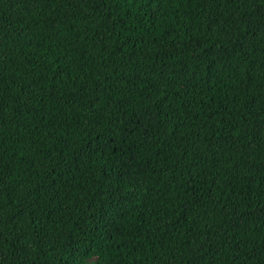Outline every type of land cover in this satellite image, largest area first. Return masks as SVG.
Returning a JSON list of instances; mask_svg holds the SVG:
<instances>
[{
    "label": "trees",
    "instance_id": "trees-1",
    "mask_svg": "<svg viewBox=\"0 0 264 264\" xmlns=\"http://www.w3.org/2000/svg\"><path fill=\"white\" fill-rule=\"evenodd\" d=\"M0 264H264V0H0Z\"/></svg>",
    "mask_w": 264,
    "mask_h": 264
}]
</instances>
